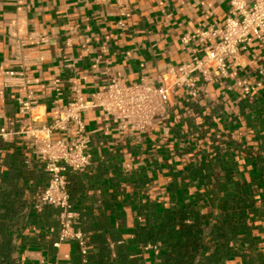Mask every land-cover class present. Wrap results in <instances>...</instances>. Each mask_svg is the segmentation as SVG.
I'll return each instance as SVG.
<instances>
[{
    "label": "crops",
    "instance_id": "0c3cea01",
    "mask_svg": "<svg viewBox=\"0 0 264 264\" xmlns=\"http://www.w3.org/2000/svg\"><path fill=\"white\" fill-rule=\"evenodd\" d=\"M228 13L226 0H0V127L11 132L0 139V225L13 240L15 264H160V244H139L138 229L181 191H213L181 177L219 172L232 154H218L217 145L264 146V44L255 43L239 51L228 80L203 86L195 99L178 91L144 133L121 131L100 110L83 113L90 163L65 174L85 256L75 241L55 246V209L32 208L47 174L25 132L51 121L57 93L64 108L76 89L86 99L108 83L157 82L189 58V48L203 46L199 32L221 26ZM28 97L34 122L18 114ZM207 197L199 210L215 212L216 194ZM261 211L264 228V204ZM254 235L260 248L236 245L224 263L264 264V229Z\"/></svg>",
    "mask_w": 264,
    "mask_h": 264
},
{
    "label": "built area",
    "instance_id": "2783aa9c",
    "mask_svg": "<svg viewBox=\"0 0 264 264\" xmlns=\"http://www.w3.org/2000/svg\"><path fill=\"white\" fill-rule=\"evenodd\" d=\"M229 13L221 26L208 27L197 35L202 47L189 48V58L174 71L161 76L157 82L142 79L138 83H108L101 91L82 98L78 89L75 98L63 108L59 93L51 108V121L42 127L31 126L25 134L33 139L35 154L45 162L47 182L35 197L32 208L40 211L51 207L57 211L58 242L75 241L82 256L87 246L82 232L76 227L77 214L69 201L68 179L65 172H81L90 163L89 138L85 133L83 113L100 110L111 118L118 129L140 134L155 127L163 119L172 96L182 90L197 98L203 86L228 80L236 66L240 50L252 44H264V0H226ZM183 45L192 41L191 35L180 39ZM18 114L34 122L35 101L20 100ZM64 133L68 140L55 139ZM11 132L0 127V139ZM156 249V248H154Z\"/></svg>",
    "mask_w": 264,
    "mask_h": 264
},
{
    "label": "trees",
    "instance_id": "16d2710c",
    "mask_svg": "<svg viewBox=\"0 0 264 264\" xmlns=\"http://www.w3.org/2000/svg\"><path fill=\"white\" fill-rule=\"evenodd\" d=\"M224 150L232 157L227 162L220 161L219 172L192 171L180 179L182 184L211 185L213 191H196L191 196L181 191L178 201L154 213L138 229L139 244H160V264H225L226 259L234 256L236 245L251 253L260 248L262 241L254 232L264 229V154L260 153L264 146H216L218 154ZM239 156L241 159L237 160ZM214 194L215 212L202 213L199 206ZM0 228V264H15L13 240L4 233L2 224Z\"/></svg>",
    "mask_w": 264,
    "mask_h": 264
}]
</instances>
